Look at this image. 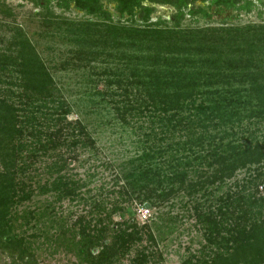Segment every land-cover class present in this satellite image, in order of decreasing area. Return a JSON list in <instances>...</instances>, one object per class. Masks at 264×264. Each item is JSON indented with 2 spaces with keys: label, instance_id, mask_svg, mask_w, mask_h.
I'll list each match as a JSON object with an SVG mask.
<instances>
[{
  "label": "trees",
  "instance_id": "1",
  "mask_svg": "<svg viewBox=\"0 0 264 264\" xmlns=\"http://www.w3.org/2000/svg\"><path fill=\"white\" fill-rule=\"evenodd\" d=\"M31 1L40 26L70 35L74 58L87 64L85 48L103 28V54L109 46L117 55L105 57L121 65L116 116L138 124L148 144L125 182L115 180L117 191L88 198L97 218L67 229L77 264H112L133 249L130 264H161L150 227L127 205L152 209L180 194L204 239L180 264H264V0ZM6 2L0 15L14 17ZM52 5L89 18L68 22L49 13ZM156 7L171 11L169 21L154 19ZM251 14L257 23L233 25ZM186 19L218 27L181 29ZM3 26L12 35L0 50V258L37 264L38 244L63 243L55 206L84 200L70 166L95 141L69 119L71 106L23 29ZM241 171L247 177L227 186ZM34 196L50 201L23 208Z\"/></svg>",
  "mask_w": 264,
  "mask_h": 264
},
{
  "label": "rangeland",
  "instance_id": "2",
  "mask_svg": "<svg viewBox=\"0 0 264 264\" xmlns=\"http://www.w3.org/2000/svg\"><path fill=\"white\" fill-rule=\"evenodd\" d=\"M6 3L13 8L14 17L7 18L0 15V50L12 35L7 29L9 26L6 28L3 23L10 26L19 25L35 45L41 58L49 67L56 86L71 106L72 112L69 119L78 120L85 125L95 141L94 150L83 152L78 162L70 166L74 178L85 185L80 190L84 200L82 202L65 200L55 206L56 219L59 222L58 225H54L53 232L65 234H61L64 237L62 245H52L49 248L46 243H40L35 252L37 264H77L74 248L72 247V252L66 251V238H69L66 233L67 229L78 217H83L85 220L97 218L96 211H91V200L88 198H95L100 193L108 195V191L111 190L117 191L118 187H114L115 180L119 182V185L125 182L123 177L140 165L139 157L147 150L148 144L142 133L144 130L137 128L138 124L126 125L116 116L112 105V101L116 98L111 96V93L116 91L115 83L120 79L118 71L121 65L117 60L113 61L105 57L110 53L117 55V52L110 50L109 46L107 53L103 54L104 46H106L104 38L101 37L104 33L103 28L99 30V37H95L93 43L85 48L86 56L90 59L87 64L74 58V52L78 51L79 47L69 40L70 35L56 28L44 30L40 26L41 19L33 16L34 12L40 10L31 0H7ZM49 13L75 23L84 22L89 18L74 10H60L54 5L50 7ZM170 15L171 11L168 8L156 7L154 19L160 17L169 21ZM91 21L95 20L91 19ZM257 22L256 14H251L242 16L233 22V25L244 26ZM113 23H117L116 18L113 19ZM168 26H170L169 23ZM205 27H218V23L207 24L202 21L192 23L186 19L180 28L201 29ZM90 56H95V58ZM65 62L67 65L64 67L62 65H65ZM109 83H112V86L109 87ZM3 85L5 86L4 83L1 84L2 87ZM154 164H158V161ZM160 166L167 167L166 165ZM244 177H247L245 171L238 172L235 179L227 182V186L234 181L241 182ZM224 189L225 187L221 192ZM259 191H262V187ZM111 199L109 196L107 200L111 201ZM46 200L50 201V198L34 196L30 202L23 205V208L38 210ZM95 200L101 199L96 197ZM190 206L188 197L182 194L172 198L163 206L146 209L147 212L134 201L127 205L134 212L135 221L139 226L147 224L150 227V232L156 240V250L162 255L161 264H180L204 244L202 231L195 222ZM107 207L110 208L109 205ZM142 214L147 218L144 219ZM119 221L118 215L112 217V223ZM38 242L43 241L41 239ZM133 255L134 249L128 256L113 260L112 264H130L129 261ZM0 264H9V260L0 258Z\"/></svg>",
  "mask_w": 264,
  "mask_h": 264
},
{
  "label": "built area",
  "instance_id": "3",
  "mask_svg": "<svg viewBox=\"0 0 264 264\" xmlns=\"http://www.w3.org/2000/svg\"><path fill=\"white\" fill-rule=\"evenodd\" d=\"M145 210H146V209H145ZM146 212H147V210H146ZM142 216H143V218H144V219H146V218H147V217H146L144 214H142Z\"/></svg>",
  "mask_w": 264,
  "mask_h": 264
},
{
  "label": "water",
  "instance_id": "4",
  "mask_svg": "<svg viewBox=\"0 0 264 264\" xmlns=\"http://www.w3.org/2000/svg\"><path fill=\"white\" fill-rule=\"evenodd\" d=\"M162 8V7H161Z\"/></svg>",
  "mask_w": 264,
  "mask_h": 264
}]
</instances>
